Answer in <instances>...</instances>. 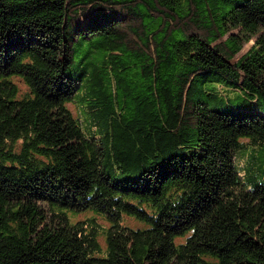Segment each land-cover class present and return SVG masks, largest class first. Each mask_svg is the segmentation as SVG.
Returning <instances> with one entry per match:
<instances>
[{"label":"trees","instance_id":"obj_1","mask_svg":"<svg viewBox=\"0 0 264 264\" xmlns=\"http://www.w3.org/2000/svg\"><path fill=\"white\" fill-rule=\"evenodd\" d=\"M0 264H264V0H0Z\"/></svg>","mask_w":264,"mask_h":264},{"label":"rangeland","instance_id":"obj_2","mask_svg":"<svg viewBox=\"0 0 264 264\" xmlns=\"http://www.w3.org/2000/svg\"><path fill=\"white\" fill-rule=\"evenodd\" d=\"M253 42V39L252 40H250L249 42H247V43H245L244 45H243V47H242V51H245L250 45H251V43ZM21 87H23V84H19ZM68 107H69V109L71 110V112L73 113V115H75V116H77L78 118L80 117H82V111H81V107H80V105L78 104V102H76V101H74V102H69L68 103ZM83 127H84V130H85V132H87L88 133V131L89 130H87V128L83 125ZM86 133V134H87ZM238 169V168H237ZM239 170V169H238ZM241 170V169H240ZM241 172V174L243 173H245V171H244V169L242 170V171H240ZM89 215H92L89 211L88 212H84V213H82V214H77L76 215V217L77 218H83V217H85V216H89ZM96 217L97 218H99V220L101 221L102 219H101V217H99V216H97L96 215ZM124 220H125V223H128V224H130V225H132V226H140V225H142L141 224V222H139L138 220H136V219H134V218H132V217H130V216H124ZM104 224H105V222H103ZM99 242H100V245L102 246V248L105 246V244H104V238H103V236L102 235H100L99 236Z\"/></svg>","mask_w":264,"mask_h":264}]
</instances>
